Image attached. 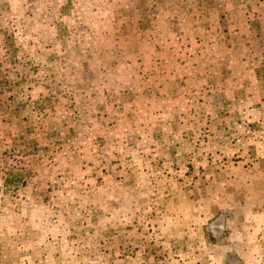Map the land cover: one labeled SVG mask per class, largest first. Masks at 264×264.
Segmentation results:
<instances>
[{
    "label": "rangeland",
    "instance_id": "1",
    "mask_svg": "<svg viewBox=\"0 0 264 264\" xmlns=\"http://www.w3.org/2000/svg\"><path fill=\"white\" fill-rule=\"evenodd\" d=\"M0 264H264V0H0Z\"/></svg>",
    "mask_w": 264,
    "mask_h": 264
}]
</instances>
